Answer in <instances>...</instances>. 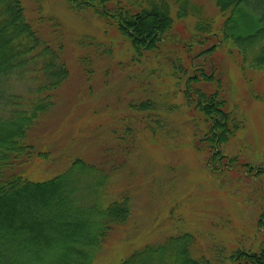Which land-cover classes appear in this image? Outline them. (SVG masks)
I'll return each mask as SVG.
<instances>
[{
	"label": "trees",
	"instance_id": "16d2710c",
	"mask_svg": "<svg viewBox=\"0 0 264 264\" xmlns=\"http://www.w3.org/2000/svg\"><path fill=\"white\" fill-rule=\"evenodd\" d=\"M64 1L77 12L95 16L105 32L127 40V63L142 71L149 68L147 74L158 83L164 73L173 94L181 96L178 103H157L150 97L129 102L131 109L146 113L143 129L151 134L172 132L166 116L183 105L194 121L195 149L209 151V174L264 175V161L250 162L226 150L245 127V118L230 102L213 60L223 47L241 70L264 69V0ZM206 1L216 13L208 12ZM31 11L28 17L26 0H0V264H93L113 229L131 212L126 192L110 195L114 173L125 162L107 156L91 162L74 157L66 170L51 177L27 176L23 165L47 157L46 150L28 139V132L52 107L69 74L60 21L45 14L42 0H33ZM185 19L192 21V28L179 36L175 21ZM45 23L53 38L41 30ZM79 42L95 41L84 35ZM94 44L98 53L111 52V45ZM80 63L89 80L92 59L81 55ZM14 82L26 84L24 95ZM123 126L120 147L129 154L137 145V129ZM259 215L258 226L264 230V210ZM195 238L185 231L145 242L116 264H217L226 259L231 264H264V243L255 250L238 246L227 251L215 242L210 254L195 255Z\"/></svg>",
	"mask_w": 264,
	"mask_h": 264
},
{
	"label": "rangeland",
	"instance_id": "374dc122",
	"mask_svg": "<svg viewBox=\"0 0 264 264\" xmlns=\"http://www.w3.org/2000/svg\"><path fill=\"white\" fill-rule=\"evenodd\" d=\"M204 3L209 13H216L211 3ZM42 4L45 14L56 16L61 23L69 74L58 87L52 107L28 132V139L37 149L46 150L47 157L23 165L27 176L51 177L66 170L74 157L91 162L107 156L125 162L114 173L110 195L126 192L131 212L113 229L93 264H116L134 247L185 231L196 237L192 247L195 255L210 254L215 242L227 251L238 246L258 249L264 243V230L258 226L264 210V175L248 177L229 171L220 179L209 174V151L195 149L191 139L194 121L187 117L183 105L166 116L172 132L151 134L143 129L146 113L127 104L147 97L157 103L163 99L178 103L181 96L173 94L170 79L162 73V83H158L147 74L149 68L142 71L135 63L128 64L127 40L105 32L103 24L90 13L77 12L64 0H42ZM26 6L28 17L33 16V0H26ZM40 28L53 38L48 23L40 24ZM191 28V20L175 21L179 36ZM84 35L104 46L111 45V52L98 53L95 42L81 44ZM81 55L92 59L94 73L89 80L80 63ZM213 60L222 73L230 102L236 103L245 118V127L226 150L247 161L262 162L264 69L241 70L223 47L217 49ZM14 87L23 95L27 90L22 82H14ZM125 124L137 129V145L129 154L120 147L119 135ZM217 264L231 263L226 259Z\"/></svg>",
	"mask_w": 264,
	"mask_h": 264
}]
</instances>
